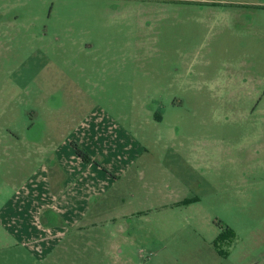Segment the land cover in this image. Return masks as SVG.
<instances>
[{
    "label": "rangeland",
    "instance_id": "obj_1",
    "mask_svg": "<svg viewBox=\"0 0 264 264\" xmlns=\"http://www.w3.org/2000/svg\"><path fill=\"white\" fill-rule=\"evenodd\" d=\"M227 1L0 0V207L95 108L144 148L53 264H264V8Z\"/></svg>",
    "mask_w": 264,
    "mask_h": 264
},
{
    "label": "crops",
    "instance_id": "obj_2",
    "mask_svg": "<svg viewBox=\"0 0 264 264\" xmlns=\"http://www.w3.org/2000/svg\"><path fill=\"white\" fill-rule=\"evenodd\" d=\"M226 3L264 8V0ZM67 124L65 134L54 138L49 148L41 146L32 153L38 165L0 207L4 248L21 247L39 263L53 254L51 263H57L64 251L80 249L79 237L102 221L104 199L116 193L120 179L144 151L131 130L104 110L95 108ZM73 143L93 161L79 158Z\"/></svg>",
    "mask_w": 264,
    "mask_h": 264
},
{
    "label": "trees",
    "instance_id": "obj_3",
    "mask_svg": "<svg viewBox=\"0 0 264 264\" xmlns=\"http://www.w3.org/2000/svg\"><path fill=\"white\" fill-rule=\"evenodd\" d=\"M73 147L76 150V153L79 158H81L84 162L90 163L93 161L92 157L84 148H82L79 144L73 143Z\"/></svg>",
    "mask_w": 264,
    "mask_h": 264
}]
</instances>
